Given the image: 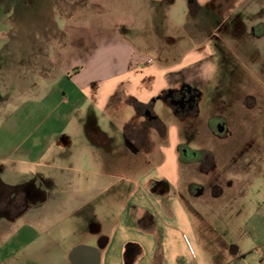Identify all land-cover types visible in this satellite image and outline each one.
I'll list each match as a JSON object with an SVG mask.
<instances>
[{"label":"crops","instance_id":"1","mask_svg":"<svg viewBox=\"0 0 264 264\" xmlns=\"http://www.w3.org/2000/svg\"><path fill=\"white\" fill-rule=\"evenodd\" d=\"M245 1L125 0L109 31L83 40L91 70L64 74L83 95L79 101L64 97L74 111L58 116L65 127L34 129L10 148L6 139L16 135L4 137L0 128V183L26 198L22 211L0 213L10 227L2 249L16 247L17 263L23 251L40 264H73L72 252L81 249L79 264H264V201L238 243H206L204 214L193 208V196L180 191L183 166L194 164L181 157L183 148L190 150L183 138L188 124L158 108L169 105L159 99L169 90H180V97L200 93V102L219 71L231 72L221 61L226 50L236 55L244 37L264 40V18L242 15ZM95 19L91 13L79 18ZM249 73L255 85L235 101L241 108L235 117H253V134L242 136L238 154L264 144V74ZM131 100L150 105L157 120L145 126ZM2 112L1 106L0 124ZM212 127V136L225 138L228 131ZM199 152L212 155L215 167L213 152ZM242 164V173L250 169Z\"/></svg>","mask_w":264,"mask_h":264},{"label":"rangeland","instance_id":"2","mask_svg":"<svg viewBox=\"0 0 264 264\" xmlns=\"http://www.w3.org/2000/svg\"><path fill=\"white\" fill-rule=\"evenodd\" d=\"M18 3V9L6 22L11 28L4 23L9 13L0 10V108L2 106L3 110L0 128L4 137L8 133L16 135L6 139L8 148L17 146L23 136L34 129L62 130L65 127V123L56 121L58 116L74 111L62 103L64 97L79 101L83 95L77 84L64 74L85 66L91 70L83 40L90 43L89 40L100 37L103 30L109 31L116 22L115 15L120 17L125 8V0H18ZM244 4L242 15H250L256 20L264 18V0H246ZM90 13L96 17L94 21L80 22V17H90ZM212 44L216 49L220 43L213 40ZM237 50L236 55L226 50L221 61L231 72L219 71L200 102L184 97L174 103L178 112L169 105L166 108L158 106L164 115L170 109L179 124H188V129L183 130V138L190 150L205 149L216 156L215 167H212V155L206 164L183 166L180 188L184 198L187 195L194 197L197 205L188 202L204 214L201 228L206 243L216 247L238 243L250 216L264 201V154H260L264 144L255 145L257 153L254 150L250 154H238L242 147L240 141L244 140L242 136L253 134L249 126L254 122L253 117L243 113L241 117H235L241 109L235 101L245 96L251 83L255 85L253 80L250 81L249 69L264 74V40L256 42L244 37ZM250 52H254V57L252 53L249 55ZM101 61L102 58L97 59L98 63ZM218 119L227 122L228 132L223 139L212 136L211 126ZM135 123L144 127L138 121ZM255 129L260 131V122ZM262 133L259 140H264V131ZM162 134L161 141L165 137L164 130ZM220 150H223L221 154ZM181 157L183 162L187 161L182 153ZM224 161L230 162L226 168ZM125 162L129 164L131 160L126 158ZM242 163H250V169L244 173L240 169ZM219 185L222 186L216 187ZM196 187L204 190L203 196L192 195H196ZM219 194L221 196L217 198ZM6 199L7 195L0 198V212L8 205L4 202ZM9 228L7 218L0 214V264H40L34 257H26L23 251L18 252L21 263H17L14 255L17 250L13 249L16 247L7 245L2 249L10 236ZM59 264L67 263L60 261Z\"/></svg>","mask_w":264,"mask_h":264},{"label":"flooded vegetation","instance_id":"3","mask_svg":"<svg viewBox=\"0 0 264 264\" xmlns=\"http://www.w3.org/2000/svg\"><path fill=\"white\" fill-rule=\"evenodd\" d=\"M19 3H18V0H0V10L2 11V13H9L6 18L4 19V23L6 24V26H9L11 28V25L7 24V19L10 17V15L13 13V12H16V10L18 9V6ZM2 32V31H1ZM0 32V34H1ZM7 32V31H6ZM0 38H1V35H0ZM200 93H191V94H186V95H183L182 97L184 98H189V99H192L194 98L196 101H198V98H199V95ZM147 112V111H146ZM147 121L145 122V126H149L151 124H153L154 120L153 118H151L148 115L144 114L143 115ZM214 127H216L218 129L219 125L222 124L225 126V132L228 131L227 129V122L223 119H218V120H215L214 121ZM224 132V133H225ZM223 133V134H224ZM182 155H184L187 159V161H190V162H194V163H203V164H206V159H205V156H203V154H201L200 152H195V151H192V150H188L186 148H183L182 149ZM209 155H206V158L209 160ZM194 188V186H193ZM196 189V194H198L202 189H199V188H195ZM194 189V190H195ZM5 195H7V199L6 201L2 200V202H7V206L4 208V210L0 213H8V212H19V211H22L26 205V198L22 196V194L20 193H16L15 191H13V188L11 187H7V186H4L0 183V198L2 197H5ZM21 195V196H20ZM1 202V201H0Z\"/></svg>","mask_w":264,"mask_h":264},{"label":"trees","instance_id":"4","mask_svg":"<svg viewBox=\"0 0 264 264\" xmlns=\"http://www.w3.org/2000/svg\"><path fill=\"white\" fill-rule=\"evenodd\" d=\"M79 71H80V69L76 68V69L73 70V74L78 73ZM180 94H181L180 90H177V91L176 90H169V91L164 92L159 97V99H161V100L165 101L166 103H168L169 106H171L174 109L175 112H178V109L174 105V103L175 102L178 103V102H180L183 99V97H180ZM131 104L135 107L138 115H140V116L142 115L143 116L144 114H146V115L149 114V116L151 118H153V120H157V117H154L153 113L151 112L150 105H148V106L142 105V104L138 103L135 100H131ZM177 115H179V114H177Z\"/></svg>","mask_w":264,"mask_h":264},{"label":"water","instance_id":"5","mask_svg":"<svg viewBox=\"0 0 264 264\" xmlns=\"http://www.w3.org/2000/svg\"><path fill=\"white\" fill-rule=\"evenodd\" d=\"M225 126L220 124L219 127H218V132L220 134H223L225 132ZM203 194V190H201L198 195H202ZM81 249H76L72 252L71 254V261L73 264H79L81 261H83V258H82V255H81Z\"/></svg>","mask_w":264,"mask_h":264},{"label":"built area","instance_id":"6","mask_svg":"<svg viewBox=\"0 0 264 264\" xmlns=\"http://www.w3.org/2000/svg\"><path fill=\"white\" fill-rule=\"evenodd\" d=\"M153 60H151V62H152Z\"/></svg>","mask_w":264,"mask_h":264}]
</instances>
